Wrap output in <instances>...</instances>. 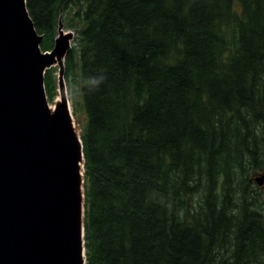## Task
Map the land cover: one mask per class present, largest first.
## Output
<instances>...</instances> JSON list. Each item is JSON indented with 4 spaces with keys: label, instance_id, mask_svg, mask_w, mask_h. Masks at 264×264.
I'll use <instances>...</instances> for the list:
<instances>
[{
    "label": "trees",
    "instance_id": "obj_1",
    "mask_svg": "<svg viewBox=\"0 0 264 264\" xmlns=\"http://www.w3.org/2000/svg\"><path fill=\"white\" fill-rule=\"evenodd\" d=\"M27 10L42 49L59 18L79 41L78 69L71 48L64 76L84 115L85 264H224L216 255L229 250L228 264H259L264 0H27ZM54 86L48 71V94ZM238 137L242 198L225 210L235 195L223 143Z\"/></svg>",
    "mask_w": 264,
    "mask_h": 264
},
{
    "label": "water",
    "instance_id": "obj_2",
    "mask_svg": "<svg viewBox=\"0 0 264 264\" xmlns=\"http://www.w3.org/2000/svg\"><path fill=\"white\" fill-rule=\"evenodd\" d=\"M11 2L0 0L5 13ZM14 2L28 42L12 43L18 29L0 17V264H85L82 142L65 98L52 111L43 84L72 33L60 23L54 48L42 53L26 0Z\"/></svg>",
    "mask_w": 264,
    "mask_h": 264
},
{
    "label": "rangeland",
    "instance_id": "obj_3",
    "mask_svg": "<svg viewBox=\"0 0 264 264\" xmlns=\"http://www.w3.org/2000/svg\"><path fill=\"white\" fill-rule=\"evenodd\" d=\"M71 15H73V14H71ZM169 19H171V18L169 17ZM166 23L168 25L172 24L170 20H167V19L162 20V24H166ZM261 26H262V24H261ZM65 29L67 31L68 30L72 31V33H73V37L71 38L72 53H73V59H74V66H75L76 69H78V58H77L76 54H77V50L79 49V41H78V38H77V33H76V31H74V28H72V27L68 28V27L65 26ZM51 69H56V66H53ZM262 69H263V66H262ZM76 76H78V75H76ZM263 79H264V76H263ZM64 86H65V88L67 90L68 97L71 99L70 92H69V87H68V84H67L66 80H64ZM57 95H58V92L54 91L53 99H55L57 97ZM77 106H78V109L80 110V100H79ZM75 125H76L75 130L80 134L81 133V129H82L83 125H84V115L81 112V110H80L79 117L75 116ZM234 125H235V123H234ZM234 133H235L234 131H231V133L229 135V139ZM233 138H235V137H233ZM238 145H239V148L242 147V149H243V142H241V138H239V137H238V140H237L236 143L233 140L230 141V143H228V140L225 143H223V150L225 151L224 162H225V165H226V169L229 170V173L231 175L230 185L233 186V194L235 195V198H233L234 199L233 201L229 200V202H225V200L223 199L224 200V209L225 210H231L234 207V205L237 204V200L242 198L240 189L238 188V186L242 187L241 185H239V174H238V172H236V178H235L234 171L237 169V166L243 167L244 166V162L241 161V159H240V161L238 160L234 165H230V160L232 158V155H231L232 151L237 150L238 149ZM191 150L187 149V153H189V152L194 153V149H191ZM221 159H220V163H222ZM262 172L263 171H261V170L260 171H256L254 173V177L259 176L260 174H262ZM201 173H202V176L199 178V181H198L199 183L205 181V179H206V175L204 174L203 170H201ZM261 192L264 193V184L261 186ZM195 193H197V195H198V193H199V189L198 188L195 190ZM220 201H222V200H220ZM214 202L215 203L213 204L212 208H213V211H215L217 213V211H218V205L217 204H218L219 201H214ZM247 208H250V207H247ZM187 214H188V212H187ZM207 215L208 214H206V212H205V206H203L202 207V221L198 224V221L196 220L198 226H204L206 224ZM198 226L195 228V230L200 235V233H199L200 229H199ZM213 226H215V229H216V225H214V223H213ZM223 231L225 232V230H223ZM227 237L229 239V242L234 244V241H233L231 235L229 234V236H227ZM217 238H218V236H217V234H215V239H217ZM227 255H226V251H224L223 253H217L216 259L220 263H224V264L227 263L228 264L232 260H227L226 257H231L232 258L233 250H229ZM258 263L259 264H264V255L262 256L261 261L258 262Z\"/></svg>",
    "mask_w": 264,
    "mask_h": 264
},
{
    "label": "bare ground",
    "instance_id": "obj_4",
    "mask_svg": "<svg viewBox=\"0 0 264 264\" xmlns=\"http://www.w3.org/2000/svg\"><path fill=\"white\" fill-rule=\"evenodd\" d=\"M7 1H9V0H6V2ZM14 1L15 0H10V2L12 3L11 6L14 5V3H15ZM11 6H8L7 7L6 13H5L4 9L2 7H0V17L3 18V19H5L7 22L9 20H12V23H14L16 29H18L16 31V34H15V37H14V40H13L12 43H16V44L26 43V42H28V35L27 34L22 35V32L25 30V28H20V25L24 21L21 19V17H20L19 14H17V13H10V7ZM6 16H8V17L6 18ZM7 31L4 32V34H3V39L4 40H7L8 37H9V32H7ZM8 53H12V49L11 48H8ZM13 53H15V55H17V52H16L15 49H13ZM59 101H60V95L58 94L57 97L53 100V102L51 104H49V108L53 111L54 108L56 107V105L59 103ZM81 203L83 205V197L82 196H81Z\"/></svg>",
    "mask_w": 264,
    "mask_h": 264
},
{
    "label": "clouds",
    "instance_id": "obj_5",
    "mask_svg": "<svg viewBox=\"0 0 264 264\" xmlns=\"http://www.w3.org/2000/svg\"><path fill=\"white\" fill-rule=\"evenodd\" d=\"M102 81H103V77H101L100 79L96 80L95 83H96V84H99V83H101Z\"/></svg>",
    "mask_w": 264,
    "mask_h": 264
}]
</instances>
